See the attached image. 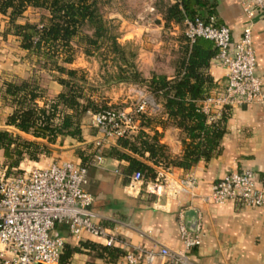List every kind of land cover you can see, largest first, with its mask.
<instances>
[{"label":"trees","instance_id":"obj_1","mask_svg":"<svg viewBox=\"0 0 264 264\" xmlns=\"http://www.w3.org/2000/svg\"><path fill=\"white\" fill-rule=\"evenodd\" d=\"M156 2L165 24L173 22L178 26H182L185 16L206 18L214 10L213 0ZM102 3L103 0H0V34L16 36L18 45L25 50L24 59L32 61L33 68L46 70L61 86L54 96L47 98L35 77L2 81L1 95L9 106L4 123L10 128L0 127V176L12 175L14 170L22 169L21 162L50 153L51 144L64 136L82 144L72 149L80 164H88L97 151L94 140H87L83 132L84 128L87 135L98 132L96 126L85 120L86 111L121 107L101 105L92 97L84 70L71 65L76 51L85 56L96 55L101 63L110 62L114 80L140 84L161 105L160 113L138 112L134 129L99 147L101 156L120 161L124 178L138 171L146 180L159 168H187L218 151L229 108H223L216 119L208 118L200 109V100L215 85L207 72L209 59L215 53L212 41L197 37L189 42L180 30L173 74L168 77L151 71L144 76L135 63L136 48L118 40L117 25L104 16ZM28 8L40 12L36 20L24 17ZM166 124L179 130L182 147L177 154L170 153L159 139L160 131L155 126ZM60 224L64 223L57 222L54 228L57 230ZM73 252L106 261H114L123 254L118 246L81 239L76 244H62L57 264H74L70 259Z\"/></svg>","mask_w":264,"mask_h":264},{"label":"crops","instance_id":"obj_2","mask_svg":"<svg viewBox=\"0 0 264 264\" xmlns=\"http://www.w3.org/2000/svg\"><path fill=\"white\" fill-rule=\"evenodd\" d=\"M213 1V15L217 22L227 25L231 39L236 38L244 21L239 0ZM134 4L136 20L127 19L124 10L127 7H117L119 12L123 11L121 15L116 13V20L121 18L118 21L122 26L123 22L132 25L129 30L123 29L121 35L133 38L138 44L135 63L142 75L148 76L154 70L169 77L173 74L172 63L167 62L166 68L161 70L146 51V46H150L147 39L156 41V44L162 41L159 36L164 32V20L159 5L155 0H136ZM144 16L147 17L141 20ZM170 25L172 30L169 32L174 33L178 25L173 22ZM2 28L1 21L0 31ZM251 45L255 57L254 73L262 80L264 93V14L255 16L251 26ZM24 53L25 50L18 45L16 36L0 34V127L10 128L4 123L9 110L1 95L4 79L37 77L36 80L43 87L47 98L54 96L61 88L48 72L47 78H39L37 74H44V69H34L33 62L24 59ZM172 56L168 55L166 60L172 58L173 62ZM207 72L215 82L212 91L220 90L224 83V68L213 62L211 57ZM139 92L147 99L145 111L160 113V103L144 87ZM221 112L222 108H213V118H218ZM86 116L85 120L90 122L88 114ZM223 125L224 132L215 154L206 160L199 158L187 168L170 166L165 171L167 181L176 182L187 176L195 179L193 185L184 184V188L174 195L155 193L143 185L128 191V176L124 178L120 173V161L116 158L102 156L99 163L88 165L83 186L93 197L91 209L95 213L94 221L112 237V245L120 247L123 252L131 246L156 249L159 244L181 249L183 245L179 239V220L187 224L195 217L200 241L187 253L194 264H264V212L259 207L242 205L235 200L213 202L207 198L213 181L228 171L241 168L251 169L255 184L264 189V102L242 103L230 107ZM155 128L160 131L159 139L167 145L169 152L179 153L182 145L178 128L171 124L156 125ZM83 132L87 140H94L99 135L98 132L87 135L86 128ZM65 140L70 143L64 144ZM73 141L72 138L64 136L51 144L50 153L41 154L37 160L21 162L20 167L45 165L54 158L78 161L72 149L75 143L80 142ZM112 141L113 138H108L104 140V144ZM189 209L194 211L195 216L191 217L186 213ZM57 230L69 244H76L81 239L104 244L102 237L87 232L72 236L64 224L58 225ZM70 259L74 264H127L123 261L122 254L114 261H106L91 254L73 252ZM136 264L170 263L154 257L151 261H140Z\"/></svg>","mask_w":264,"mask_h":264},{"label":"built area","instance_id":"obj_3","mask_svg":"<svg viewBox=\"0 0 264 264\" xmlns=\"http://www.w3.org/2000/svg\"><path fill=\"white\" fill-rule=\"evenodd\" d=\"M244 21L238 36L230 37L229 27L215 22L213 15L183 17L181 32L189 41L197 37L212 41L215 53L212 61L224 68V83L220 90L211 91L200 100V109L213 118L212 109L230 108L242 103H263L262 80L254 73V51L251 45V26L256 14H264V0H239ZM147 99L139 92L133 107L87 110L89 121L99 135L98 146L88 164L69 159L54 158L45 165H31L9 176H0V264H57L64 237L54 228L64 223L72 236L87 232L102 237L111 244L112 237L94 221L91 209L92 194L83 184L87 167L99 163L98 150L104 140L135 128L137 113L145 110ZM164 169L159 168L152 178L143 179L141 173L128 175L127 189L140 185L155 193L174 195L193 185L194 177L187 176L167 181ZM213 202L235 200L246 206L259 207L264 212V189L255 184L249 168L231 170L211 183L207 195ZM179 239L183 248L159 244L156 249L131 246L124 250L122 259L127 264L151 261L154 257L170 264H194L188 258L191 247L199 244L200 233L186 228L180 219Z\"/></svg>","mask_w":264,"mask_h":264},{"label":"rangeland","instance_id":"obj_4","mask_svg":"<svg viewBox=\"0 0 264 264\" xmlns=\"http://www.w3.org/2000/svg\"><path fill=\"white\" fill-rule=\"evenodd\" d=\"M156 1V0H155ZM136 0H103L101 9L105 17L111 18L112 22L117 25V29L119 32L118 40L120 42H128L130 45L134 46L136 48V55H137V46L138 44L133 40L131 37L123 36V29H130L132 27L131 24H126L123 22V26L119 23L121 21V18H117L116 20V13H121L117 10V7H121L122 5L124 7H127V9H124L125 16H127V19L130 20H136L135 18V3ZM157 3V2H156ZM39 11L32 10L31 8H28L24 11V17L28 18L29 20H36L39 16ZM111 15V16H109ZM115 15V16H114ZM121 15V14H120ZM147 16H144V20ZM126 20V19H125ZM137 22V21H136ZM164 32L160 34V41L158 44L154 40H148L147 42L150 43V46H146V51L150 53V57L153 61H155V65L161 69L164 70L166 68L167 62L172 63L171 59L168 61L166 60V57L168 55H173L174 57L177 52V47L179 45L180 40V30L182 26H178L174 33L169 32L172 30V27L170 24H165L162 26ZM174 43V44H172ZM154 64V63H153ZM73 66L81 67L84 70V74L90 83L88 92L91 93L92 97H94L98 103L101 105H111V106H117L121 108L128 109L129 107H133V105L136 102V98L138 95L139 89H141L143 86L137 83H126L123 81H116L113 78V71L114 67L111 65L110 62L107 63H101L99 62V59L96 55H88L85 56L80 51H76L75 58L73 63L71 64ZM37 66L34 67L36 69ZM44 74H37L39 78H47V71L44 70ZM154 71V70H153ZM157 72V71H155ZM49 74V73H48ZM51 75V74H50ZM52 77V76H51ZM37 78V77H36ZM53 78V77H52ZM87 114V113H86ZM87 116H85V119ZM87 121V120H86ZM70 141L65 140L64 144H69ZM75 143V140L73 141ZM82 145L81 143H75L74 146ZM24 166V164H22ZM29 166H24V168H28ZM20 170H14V173L18 172Z\"/></svg>","mask_w":264,"mask_h":264},{"label":"water","instance_id":"obj_5","mask_svg":"<svg viewBox=\"0 0 264 264\" xmlns=\"http://www.w3.org/2000/svg\"><path fill=\"white\" fill-rule=\"evenodd\" d=\"M186 213L189 215V216H195V213L193 210L189 209L188 211H186ZM185 226L188 230L190 231H194L195 230V227H196V218L194 217L192 219V221H190V223H185Z\"/></svg>","mask_w":264,"mask_h":264}]
</instances>
